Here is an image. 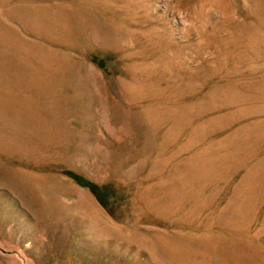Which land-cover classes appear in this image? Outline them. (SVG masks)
<instances>
[{
  "label": "rangeland",
  "instance_id": "rangeland-1",
  "mask_svg": "<svg viewBox=\"0 0 264 264\" xmlns=\"http://www.w3.org/2000/svg\"><path fill=\"white\" fill-rule=\"evenodd\" d=\"M0 264H264V0H0Z\"/></svg>",
  "mask_w": 264,
  "mask_h": 264
},
{
  "label": "trees",
  "instance_id": "trees-1",
  "mask_svg": "<svg viewBox=\"0 0 264 264\" xmlns=\"http://www.w3.org/2000/svg\"><path fill=\"white\" fill-rule=\"evenodd\" d=\"M69 174L72 176L73 179H75L78 183H80L83 186H86L95 196L96 198L103 203V198L101 197V189H100V185L96 184L93 181H90L88 179H85L73 172H69Z\"/></svg>",
  "mask_w": 264,
  "mask_h": 264
}]
</instances>
